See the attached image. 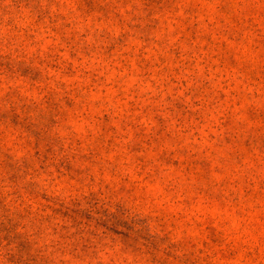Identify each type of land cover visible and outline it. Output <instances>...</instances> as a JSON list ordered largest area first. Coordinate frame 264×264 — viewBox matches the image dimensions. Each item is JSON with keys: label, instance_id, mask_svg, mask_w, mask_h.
I'll return each instance as SVG.
<instances>
[{"label": "rangeland", "instance_id": "obj_1", "mask_svg": "<svg viewBox=\"0 0 264 264\" xmlns=\"http://www.w3.org/2000/svg\"><path fill=\"white\" fill-rule=\"evenodd\" d=\"M0 264H264V0H0Z\"/></svg>", "mask_w": 264, "mask_h": 264}]
</instances>
